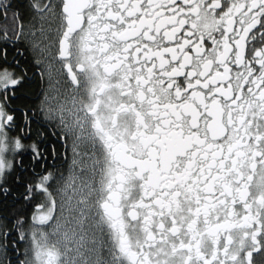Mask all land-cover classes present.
Instances as JSON below:
<instances>
[{
  "label": "snow or ice",
  "instance_id": "snow-or-ice-1",
  "mask_svg": "<svg viewBox=\"0 0 264 264\" xmlns=\"http://www.w3.org/2000/svg\"><path fill=\"white\" fill-rule=\"evenodd\" d=\"M0 264H264V0H0Z\"/></svg>",
  "mask_w": 264,
  "mask_h": 264
}]
</instances>
